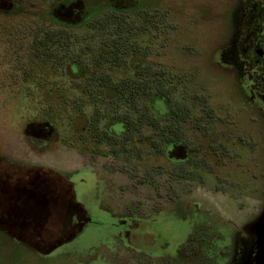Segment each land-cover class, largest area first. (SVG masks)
I'll return each instance as SVG.
<instances>
[{
  "label": "rangeland",
  "instance_id": "obj_1",
  "mask_svg": "<svg viewBox=\"0 0 264 264\" xmlns=\"http://www.w3.org/2000/svg\"><path fill=\"white\" fill-rule=\"evenodd\" d=\"M51 2L1 1L0 153L12 160H33L65 170L75 184L78 201L85 206L93 221L85 224L71 242L47 252L56 243L66 242L68 233L77 229V226L68 225L69 215L66 223H63L64 213L59 212L58 202L52 201L51 221L42 229L46 232L34 240L36 247L47 253L38 252L26 243L8 238L0 229V264H67L75 259L85 260L86 257V261L88 258H96L91 264H103L106 260H111L108 262L112 264L138 262V254L129 252L120 242L128 240L124 238L125 233L119 231L120 218L128 216L122 210L133 207L135 202L137 209L142 208L147 199H154L152 188L143 185V173L155 180L156 172H162L170 163L149 148L141 154L136 146L131 148L127 145L124 148L126 153L107 154L106 144L95 142L90 129L95 105L83 91L88 83L87 76L111 71L122 77L126 72L121 68L109 70L106 66L103 69L95 67L91 58L85 56L86 61L80 63L81 75L74 74L69 65L71 60H67L65 54L61 62H53L38 53L36 41L49 28L57 29L51 21ZM142 3L151 10L161 7L167 14L162 35L153 31L147 33L143 41L144 45L149 46L145 60L156 68H163L171 79L168 89L172 101L193 108L198 129L190 133L196 137L200 151L208 144V139L202 133L207 128L199 127L203 123L198 122L205 119L204 123L208 122L210 128L206 133L211 138L216 136L215 144L226 153L224 160L227 166L222 171L231 183L228 179L219 186L228 192L197 184L193 194L205 202L215 217L244 220L249 211L254 212L260 207L264 195V179L258 178L264 168V113L241 84L238 70L221 63L222 51L229 47L228 39L233 28L230 12L235 8L237 0H142ZM83 30L77 29L75 32L82 35ZM9 41H12L9 44L11 56L7 60L5 56L9 47L6 44ZM14 75L15 78H10ZM154 99L156 108L164 111V99L159 95ZM105 100L99 101L97 107L104 110L107 116L111 110L107 109L109 106ZM45 120L56 127L55 136L46 151L31 144L24 135L27 123ZM104 126L106 123L102 121L101 131ZM113 128L121 131L122 123L116 122ZM40 142L43 144L45 141ZM85 150H93L91 157L96 162H92L93 167L97 168V163H102L100 160L110 163L108 172H105V167L101 168L100 176L93 169L72 171L87 159L88 152ZM103 151L106 152L105 157L100 155ZM232 152L235 160L232 159ZM38 174L39 171L36 172ZM47 177L52 184L65 182L63 179L57 180L55 175L48 174ZM213 178L210 177V181ZM64 191L67 197L73 198L69 184L64 187ZM53 192L58 194L57 191ZM182 193L185 194V189ZM184 202V199L177 200L176 211L172 212L162 209L156 213L147 209L142 213L140 222L156 225L162 220L179 225L185 221L181 219ZM185 236L179 234L173 239L179 241ZM92 245L96 247L95 252L89 251ZM209 245L211 249L207 257L210 255V259L217 264H225L223 256L217 252L221 242L212 237ZM146 247L135 245L132 248L143 252Z\"/></svg>",
  "mask_w": 264,
  "mask_h": 264
},
{
  "label": "flooded vegetation",
  "instance_id": "obj_2",
  "mask_svg": "<svg viewBox=\"0 0 264 264\" xmlns=\"http://www.w3.org/2000/svg\"><path fill=\"white\" fill-rule=\"evenodd\" d=\"M146 8L151 10L149 7ZM154 9L159 10V16L164 13V19L160 20L153 30L162 35L164 24L167 23V14L161 7ZM230 16L233 28L228 39L229 47L222 51L221 63L225 66H233L238 70L241 84L257 107L264 113V0H237ZM44 34L47 35V33ZM146 35L147 33L141 34L140 52L127 57V66L124 69L127 76H134L138 68L141 70V75L144 76L145 66L150 63L145 60L148 51L147 44L144 45L143 41H145ZM12 41L6 44L9 47L7 56H5L7 60L11 56L9 44ZM151 43L152 40L149 41V44ZM37 52L40 53L38 50ZM43 56L46 60L51 61L52 59L53 62H61L59 57ZM69 65L74 74H80L81 65L72 63ZM109 73L113 74L111 71ZM15 77V75L10 76V78ZM90 77L87 76V79ZM101 89L103 88L98 86L94 88L97 92H100ZM109 90L107 88L108 95ZM158 95L164 99L166 109L160 111L153 103L154 112L157 116L155 129L147 125L148 121L145 119L134 120L140 124V128L131 129L129 121L114 118L113 112L108 113L106 117L102 116V118H94L93 114V118L90 120V129L95 142L106 144L107 154L126 153L124 148L129 145L131 148L136 146L135 148L140 153L149 148L156 154L162 155L170 163V166L163 169L162 172H156L155 180L143 173V185L152 188L153 194H155L154 199H147L142 208L137 209L138 206L135 202L133 207L130 206L125 211L122 210L128 216L120 218L121 229L119 231H123L126 235L124 238L127 237L128 240L120 242L125 249L138 254L139 257L138 262L130 261L126 264H217L210 259V255L207 257L208 250L211 249L209 244L212 237L221 242V248L217 252L223 256L225 264H264V195L260 207L254 212L249 211L244 220L234 219V217L227 220L215 217L203 200L195 198L193 192L197 184L212 187L214 190H226L219 186L222 181L226 182L229 179L225 175L226 173L222 171L227 166L225 165L227 162L224 160L226 153L215 144L217 137L212 136L211 138V135L206 133L210 131V128L207 126L208 122L205 121L204 123L205 119L198 122L203 123L199 127L207 128L202 133L203 137L208 139V144L200 151L196 137L191 136L190 133L198 129L192 113L193 108L191 109L190 105L182 102H173L172 99L170 107H168L165 97L162 94ZM142 106L145 104L142 103ZM169 115H171L170 118H168ZM207 120L211 121V119ZM102 121L103 124L106 123V126L101 131L100 124ZM116 122L122 123L121 131H116L113 128ZM139 131H142V135ZM24 133L31 144L46 151L55 136L56 127L47 120L38 123L31 121L27 123ZM41 140L46 143L42 144ZM154 142H156L155 145ZM45 151L43 152L45 153ZM85 151L88 152L87 159H84L83 163L72 171H81L84 168L93 169L100 176L102 174L101 168L104 169L105 167V172H108L110 163L100 160L102 163H97V168H95L93 163L96 162L92 161L91 157L94 154L93 150ZM231 154L232 159L235 160L234 152ZM100 155L105 157L106 152L103 151ZM131 168L133 171L134 168ZM37 171H39L38 175H36ZM48 174L55 175L57 180L63 179L65 182L58 185L52 184L48 182ZM210 177H214L215 180L213 178L210 181ZM259 177L264 179V168L260 171ZM69 178L68 173L60 167L47 166L46 163H36L33 160L32 162L29 160L16 161L0 153V229L8 238L26 243L34 250L41 252L40 248L36 247L34 240L39 237L38 235L42 236L44 231L46 232L42 229L45 228L46 223L51 221L50 208L52 201H55L60 207L59 212L64 213L63 223H66L69 215L68 225L77 226V229L70 234L68 233L66 242L56 243L47 252L71 242L85 224L92 223L93 218L85 206L78 201L75 184ZM229 182L231 183L230 179ZM68 184L73 198L67 197L64 193V187ZM100 184L105 188V184L101 180ZM106 189L111 190L110 188ZM184 189L185 194L182 193ZM152 190L150 191L152 192ZM52 191H57L58 194L52 193ZM180 199L185 200L181 209V219L185 220L183 223L175 225L161 220L156 225H149L148 222H140L142 213L147 209L156 213L161 212L162 209L167 212L176 211L175 202ZM231 199L233 200V198ZM179 234L186 236L183 240L174 241L173 238ZM116 236L118 237V235ZM24 238H28V240L25 241ZM46 241L48 242L47 239ZM47 242L45 243L47 244ZM112 243L115 244L116 241H112ZM135 245H145L147 249L141 252V250L132 248ZM95 248L92 245L89 251L95 252ZM151 248L155 249L152 250ZM86 258L82 261L75 259L74 262L67 264H89L93 262V259H96L95 257L88 258L87 262ZM206 260L208 261L206 262ZM108 261L111 260H106L103 264H112Z\"/></svg>",
  "mask_w": 264,
  "mask_h": 264
},
{
  "label": "trees",
  "instance_id": "obj_3",
  "mask_svg": "<svg viewBox=\"0 0 264 264\" xmlns=\"http://www.w3.org/2000/svg\"><path fill=\"white\" fill-rule=\"evenodd\" d=\"M51 3V21L57 29L49 28L47 35L41 36L36 43L37 50L61 61L65 53L70 64L77 65L89 56L93 65L101 69L104 66L109 70L125 69L127 57L140 52L141 34L152 33L164 19V13L159 16V10H149L141 0H52ZM77 29H84L82 35L75 32ZM136 71L134 76L120 77L108 71L88 78L83 91L95 105L94 118L106 117L97 103L108 98L107 109L113 112L114 118L129 121L131 129L140 128L134 121L140 119L148 121L152 129L157 127L154 98L162 94L170 107L171 79L163 68H156L152 63L146 64L144 76L139 68ZM97 86L103 89L97 92L94 90ZM139 133L142 135V131Z\"/></svg>",
  "mask_w": 264,
  "mask_h": 264
}]
</instances>
